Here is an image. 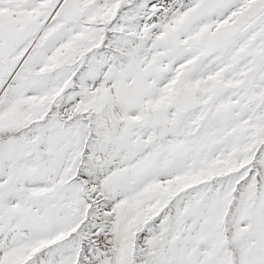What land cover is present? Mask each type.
<instances>
[{
    "label": "snow or ice",
    "instance_id": "obj_1",
    "mask_svg": "<svg viewBox=\"0 0 264 264\" xmlns=\"http://www.w3.org/2000/svg\"><path fill=\"white\" fill-rule=\"evenodd\" d=\"M0 264H264V0H0Z\"/></svg>",
    "mask_w": 264,
    "mask_h": 264
}]
</instances>
